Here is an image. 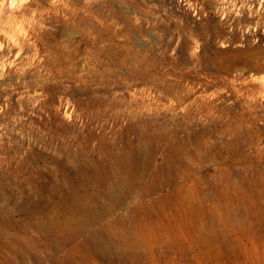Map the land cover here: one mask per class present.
I'll list each match as a JSON object with an SVG mask.
<instances>
[{
  "label": "rangeland",
  "instance_id": "1",
  "mask_svg": "<svg viewBox=\"0 0 264 264\" xmlns=\"http://www.w3.org/2000/svg\"><path fill=\"white\" fill-rule=\"evenodd\" d=\"M21 13L0 31V264H264V0ZM67 205L90 233L51 229Z\"/></svg>",
  "mask_w": 264,
  "mask_h": 264
},
{
  "label": "bare ground",
  "instance_id": "2",
  "mask_svg": "<svg viewBox=\"0 0 264 264\" xmlns=\"http://www.w3.org/2000/svg\"><path fill=\"white\" fill-rule=\"evenodd\" d=\"M1 36V34H0ZM6 37V36H5ZM3 36V38H5ZM117 165V164H116ZM163 165V164H161ZM135 166V165H134ZM126 169V168H125ZM68 170V169H67ZM135 169H132V171H134ZM134 173V172H133ZM84 177V176H83ZM116 177V176H115ZM128 183V182H127ZM132 184V183H131ZM134 185V184H133ZM75 186V185H74ZM89 186V185H88ZM189 188V187H188ZM130 189V188H129ZM135 190V189H134ZM130 191V190H129ZM136 191V190H135ZM137 192V191H136ZM134 193V192H133ZM138 193V192H137ZM136 193V195H137ZM69 194V193H68ZM139 194V193H138ZM53 195V194H52ZM73 197V196H72ZM111 197V196H110ZM146 197V196H145ZM65 198V197H64ZM63 198V200H65ZM76 198V197H75ZM115 197H111L110 200H114ZM168 198V197H167ZM191 198V197H190ZM54 199V198H53ZM124 199V197H123ZM62 200V199H61ZM80 200V199H79ZM118 200V199H116ZM66 201V200H65ZM75 202V200H73ZM78 202V201H77ZM58 203V202H56ZM125 203V202H124ZM61 205V204H60ZM145 205V203L143 204V206ZM115 205L113 206V210H116L118 208L115 209ZM146 209V208H145ZM194 209H192L191 205L190 204H186L184 205L181 209H177L176 211V215L175 217L173 218V222H175V225H176V230L178 231H181V229H184L183 226H186V224L188 223H192L193 220L191 219L192 217V214L194 213L193 212ZM65 212L66 214H68V218L66 219H61V218H58V219H52L50 221V226H51V229H56L60 232H64V233H67V231L69 232H72V230L74 231H79L81 233H85V232H91L93 228H91V222H88L87 220H84L83 217V213H85V209L82 208V207H79V205H67L65 207ZM157 212V211H156ZM58 213V212H57ZM64 213V212H63ZM188 215V216H187ZM54 217V216H53ZM168 217V216H167ZM169 219V218H167ZM100 220V219H99ZM163 220V219H162ZM172 220V219H171ZM90 221V220H89ZM138 221V220H136ZM188 221V223H187ZM192 221V222H191ZM98 222V221H97ZM95 222V223H97ZM101 222V221H100ZM157 223H160L161 220L158 219V221H156ZM93 224V223H92ZM141 223L138 221V223H136V229L134 230L132 236L133 238H136L138 234L137 231L139 232H142L141 234H146L148 233L149 235L152 233V232H155L156 228H158L159 226H156L152 223H146L145 224V227L141 226L140 225ZM166 224V223H165ZM95 226V225H94ZM163 226V225H162ZM191 226V225H190ZM196 226V225H195ZM189 228V227H187ZM192 229V228H191ZM124 230V229H123ZM154 230V231H153ZM186 230V229H185ZM107 231H109V229L105 228V229H102L101 231H98L96 232L95 234H93V236L91 237L94 244L97 246H95V250L100 254V255H108V253H111V244L108 243L107 241H101L99 239H103V236L105 233H107ZM183 231V230H182ZM116 232V231H115ZM123 233V232H122ZM127 234V233H126ZM63 235V234H62ZM66 235V234H65ZM72 235V234H71ZM52 236V235H51ZM76 236V235H75ZM83 236V235H82ZM131 236V238H132ZM139 236H140V233H139ZM147 236V235H146ZM145 236V237H146ZM139 238V237H138ZM136 238V239H138ZM143 238V237H142ZM68 239V238H67ZM145 239V238H143ZM125 240V239H124ZM141 240V238H140ZM69 241V240H68ZM122 243V242H121ZM132 243H134L133 241H130L129 242V245ZM59 244V243H58ZM85 246V245H84ZM126 246V245H125ZM119 247V246H118ZM124 249V248H123ZM122 249V250H123ZM126 249V248H125ZM79 250V249H78ZM81 250V249H80ZM79 250V251H80ZM125 251V250H124ZM88 254V253H87ZM100 255L98 256L99 258L102 259V257H100ZM97 257V258H98ZM107 258V257H106ZM100 260V259H99ZM104 260V259H102ZM100 260V261H102ZM98 261V260H96ZM108 264H112V262H109L107 261ZM106 262V263H107ZM118 263V262H117ZM119 264V263H118Z\"/></svg>",
  "mask_w": 264,
  "mask_h": 264
},
{
  "label": "clouds",
  "instance_id": "3",
  "mask_svg": "<svg viewBox=\"0 0 264 264\" xmlns=\"http://www.w3.org/2000/svg\"><path fill=\"white\" fill-rule=\"evenodd\" d=\"M27 3L28 0H0V31H15L29 22V17L21 13Z\"/></svg>",
  "mask_w": 264,
  "mask_h": 264
}]
</instances>
